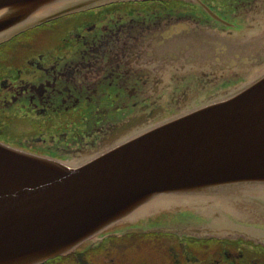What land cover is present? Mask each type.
<instances>
[{
	"label": "water",
	"instance_id": "95a60500",
	"mask_svg": "<svg viewBox=\"0 0 264 264\" xmlns=\"http://www.w3.org/2000/svg\"><path fill=\"white\" fill-rule=\"evenodd\" d=\"M115 1L130 0H0V43ZM258 11V24L238 38L180 18L139 42L155 47L128 52L158 75L208 69L235 73L241 79L234 84L160 119L129 117L72 158L0 140V264H37L114 224L162 210L205 217L196 228L201 235L264 245V0Z\"/></svg>",
	"mask_w": 264,
	"mask_h": 264
},
{
	"label": "flooded vegetation",
	"instance_id": "af4514ba",
	"mask_svg": "<svg viewBox=\"0 0 264 264\" xmlns=\"http://www.w3.org/2000/svg\"><path fill=\"white\" fill-rule=\"evenodd\" d=\"M199 1L110 2L0 43V140L72 158L129 117L160 119L240 80L235 73L199 68H169L158 75L130 60L131 47H155L139 42L177 19H193L234 39L262 15L261 0ZM204 222L191 209L162 210L110 226L71 252L37 264H264L262 243L201 235L196 228Z\"/></svg>",
	"mask_w": 264,
	"mask_h": 264
}]
</instances>
